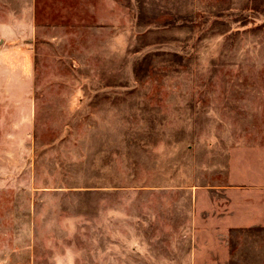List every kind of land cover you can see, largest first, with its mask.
I'll return each mask as SVG.
<instances>
[{"label":"rangeland","instance_id":"374dc122","mask_svg":"<svg viewBox=\"0 0 264 264\" xmlns=\"http://www.w3.org/2000/svg\"><path fill=\"white\" fill-rule=\"evenodd\" d=\"M0 264H264V0H0Z\"/></svg>","mask_w":264,"mask_h":264}]
</instances>
